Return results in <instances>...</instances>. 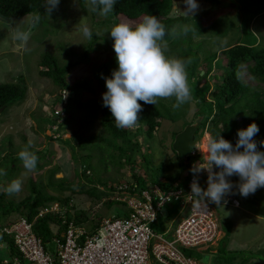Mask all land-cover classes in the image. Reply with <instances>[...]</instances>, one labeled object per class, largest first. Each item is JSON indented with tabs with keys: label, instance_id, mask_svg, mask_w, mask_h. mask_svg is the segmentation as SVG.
<instances>
[{
	"label": "trees",
	"instance_id": "obj_1",
	"mask_svg": "<svg viewBox=\"0 0 264 264\" xmlns=\"http://www.w3.org/2000/svg\"><path fill=\"white\" fill-rule=\"evenodd\" d=\"M239 1L245 2V0ZM259 1L262 2L263 0ZM43 2L44 0H0V17L7 21H20L29 13L44 11L45 9L41 6ZM211 2L218 3L219 0H211ZM78 3L85 17H89L92 21H95L96 16H100L98 13L89 10L88 3L85 0H78ZM259 5V7H257L258 5L254 6L253 11L249 7H244L245 9H249L250 13L242 15L240 22L241 32L238 36L232 37L231 41H228L227 37L229 36V29L233 25L229 23V26L227 25L226 27L227 30H219V26L222 25L223 20L218 19L217 15L220 12L218 9H221V6L218 7L217 5L211 11L200 13L191 18L177 13L173 14V0H116L114 12L106 18L104 23H111L109 20L118 23L120 17L128 22L138 23L144 15H152L156 16L165 25L166 31H170L178 24L192 25L194 30L188 34L190 36L188 39L184 36L173 38L167 35L165 39L169 44L168 55L191 61L187 67L188 82L193 96L191 102L194 103L197 111H202L206 114L205 120L199 130L200 136L197 137L198 131L194 142L204 132H209L213 136L220 134L235 146L238 139V130L245 129L251 123H256L259 127V132L255 135L254 139L257 142V149L260 151V142L264 140V44L259 41L257 42L258 37L254 36L248 28L250 19L253 20L262 12L260 10L262 9L261 3ZM216 8L217 11H214ZM210 12H213L210 15L211 19L208 21L203 20V17L205 16L206 18ZM203 34L217 37L222 42H220L218 51L211 52L204 57L203 67L200 68L197 53L192 51V49H199L200 44L191 47L190 42L191 37L197 38ZM92 39L85 50L81 54H77L78 59L76 61L65 60L63 63H60L57 57L45 52L41 54L36 63V72H38L39 76L50 80L51 84L60 91L59 96L55 100L56 108L53 110L52 119L43 118L40 122L45 123L50 128L55 125L67 127L72 120L73 112L83 108L88 111L89 117L98 120L101 132L88 138L80 137V135L73 132L70 135V139L62 140V137H58L57 139L70 148L72 160L81 168L82 177L77 178V181L69 183L65 178H55L58 172L57 167H55L46 172L45 183L40 181L34 182L31 178L29 179V195L24 197L20 203H15L12 199H5L4 196L8 194L4 189L8 184H0V224L4 222L0 226V243H6L14 254L16 250L14 249L13 241L1 233L3 226L12 221V214L25 218L28 222H32L40 210L50 208L53 203L60 207V211H64L63 218L55 213H46L42 217L37 218L33 223L34 234L41 240L44 249L48 251L47 243L53 242L52 239H54L52 226H56L58 229L56 239L62 241L61 234L65 233L69 222H73L75 219V224L83 226L85 223L86 225L85 219L88 218L87 214L91 213L92 210L83 211V209H78L75 205H70V208L76 211L73 217L67 212V208L63 209L65 206H69L71 200L78 199L76 198L77 196L86 195L88 201L97 200L100 197L102 206L104 204L107 209H110L116 203L121 204L115 201V199L111 200V198H114L113 193L116 191V186H107L106 180L92 177L91 161L94 154L108 152L107 155L110 162L114 161L115 153L118 157H122L126 161V165L132 170V178L140 189L146 188L147 184H158L164 187V189H170L173 184L177 183L167 176L159 175L160 173L158 174L157 172L159 167L156 168L158 170L153 174L151 173L149 168L150 162L145 152L142 151L143 139L151 140L154 137V133L159 129L160 121L163 119L169 120L172 123L181 121L182 128L179 130L181 131L185 125L190 123L185 121V117L191 102L183 105L180 109L174 110L172 108V104L175 102L174 98L160 99L155 106L144 104L140 101L139 103H141L143 111L139 113V126L134 128L116 127L111 112L103 106L102 97L101 101L96 99L84 102L81 100L79 92L81 89H88V85L80 81L73 84L67 81L68 73L75 66L79 63L89 62L88 52L93 50L92 47L96 39L95 33H93ZM66 54V57H68L69 51ZM219 59L221 62L223 60L226 63L225 65L218 63L219 72L211 75L213 62H218ZM117 67L116 56L102 62L100 65L92 66L91 74H93V78L103 93L107 89L105 79L102 77H111L112 71L117 69ZM241 69L243 72L249 74V80L255 83L254 86H250L248 82L243 80V77H237V72ZM201 72H204V74L202 75ZM207 77L214 79L211 90L209 83L204 81ZM207 93H209L208 98L205 97ZM26 94L27 86L23 75L19 76L16 82L1 83V113L3 114L9 107L23 102ZM63 95L66 97L65 101L61 99ZM57 111L58 114L59 112L64 114L61 124H57L60 118L58 114H54ZM0 122H2L1 117ZM60 131L61 129L58 128L55 132ZM179 131L173 132V137ZM139 136L142 137V143L137 140ZM49 139L52 140L51 137ZM6 144L10 148L12 147L13 144L10 137L7 138ZM5 147L0 146V169L6 172L4 176L7 177L8 182H11L13 179H16L14 177L19 170L16 164L21 162L15 151L18 150L20 152L23 149L17 147L14 151L6 152ZM110 149L113 151L112 154L110 153ZM81 152H86V155H80ZM2 153L3 155L1 156ZM35 154L39 159L45 158L41 152H35ZM103 156L99 159V162L105 165V158ZM137 158H140L142 161L140 167L142 173H138L134 168ZM188 159H191V161ZM202 160V155L199 151L194 157H188L182 161L185 164L181 163L180 167L182 172L186 173L187 178L184 183L178 181L181 186L185 187L189 179L196 176L191 163L198 164ZM42 168L43 166L38 163L36 171ZM76 176H79L78 173ZM99 185H102L104 189H98L97 186ZM120 185L123 186V184ZM205 186H207V183ZM49 189H53L55 193H48ZM76 189L78 190L76 191ZM96 191L99 192L98 196L95 193ZM232 191L235 193L234 188ZM177 207L176 203L164 205L162 209L163 213L158 216L155 224L152 225L155 233H164L166 231L168 222L174 213L177 212ZM97 209L98 207L94 210L93 215H90V221L88 219L89 227L87 231L90 234L98 229L102 219L105 218L104 216L98 217L95 215ZM62 221H66V223L62 224ZM185 253L197 259L201 256L193 251L191 254L189 252ZM231 260V263L227 261L223 262V264H236V259Z\"/></svg>",
	"mask_w": 264,
	"mask_h": 264
},
{
	"label": "rangeland",
	"instance_id": "obj_2",
	"mask_svg": "<svg viewBox=\"0 0 264 264\" xmlns=\"http://www.w3.org/2000/svg\"><path fill=\"white\" fill-rule=\"evenodd\" d=\"M85 1L87 3V0ZM196 2L199 5V9L195 15L211 11L215 5L218 7L221 6V9H218L220 12L217 16L218 19L223 20V23L219 26L221 28L219 30H227L226 27L227 25L229 26V23L233 25L229 29L228 41H231L232 37L240 34L242 15H248L250 13L248 11L249 9L253 11L254 6L258 5L257 7H259L261 3V14L257 15L253 20L250 19L248 28L254 36L258 37L257 42L259 41L264 44V0L262 2L259 0H245L244 3L239 0H219L218 3H213L211 0H196ZM175 5L180 12H184L187 7L184 0H173V14L177 13ZM244 7H249V9H245ZM214 11H217V8ZM40 13L44 15L45 10ZM212 13L210 12L206 18L204 16L203 20H210ZM177 14L183 15L182 13ZM189 15L191 16V14ZM22 20L7 21L0 17V84L16 82L19 76L23 75L27 86V94L23 102L7 108L3 114L1 113L2 111L0 112L2 120L0 122V146H6L5 151L10 152L16 150L17 147L24 149L26 144L28 145L29 141H31L32 147L30 150L36 153H43L45 158L38 160V163L43 166L42 169L30 172L26 177H23L22 190L19 193L4 196L5 199H12L15 203H20L24 197L29 195L30 178L34 182L40 181L45 183L46 172L55 167L58 169L55 178H65L67 182L72 183L77 181V178L82 177L81 168L72 160L70 148L61 141H58V137H62V140H67L75 132L80 137L88 138L89 136L98 135L101 132L98 120L89 117L88 111L83 108L73 112L72 120L67 127L55 125L50 128L45 123L40 122L43 118L52 119L53 110L56 108L55 100L60 94V91L51 84L50 80L39 76L38 72H36V63L41 54L48 52L57 57L60 63H63L65 60L76 61L78 59L77 54H81L88 43L93 40L83 37L79 31V25L87 24L91 28L92 33H95L96 39L92 47L93 50L88 52L89 62L79 63L68 73L67 78L70 84L80 81L88 85V89H81L79 92L81 100L84 102L96 99L101 101L103 94V91L93 78V74H91L92 66L100 65L102 62L116 56L112 47L114 41L109 33L111 27L116 23L113 20H109L111 23H104L106 18L98 15L95 21H92L89 17H85L82 10H80L78 0H60L58 7L52 12L50 18L44 15L40 24L31 29L32 35L27 49L20 48L17 42L12 41L10 35L11 27L9 22L15 21L19 23ZM120 22L128 21L120 17L118 23ZM22 26L27 27V22L25 21ZM210 36L209 34H203L197 38L191 37V47L200 44L199 49H192L193 52L197 53L200 68L203 67L204 57L211 52L218 51L220 42H222L217 37ZM184 37L188 39L190 36L187 35ZM67 51H69L68 57H66ZM218 63L225 65L226 62L223 60L221 62L220 59L218 62H213L211 75L219 72L217 67ZM243 73V80L248 82L250 86H254L255 83L249 80V74L247 72ZM204 81L209 83L211 90L214 79L207 77ZM208 94L205 95L206 98L209 97ZM61 99L65 101L66 97L63 95ZM198 112L194 103L191 102L186 112L185 121L191 122ZM54 114H58V111ZM58 115L60 118L57 124H61L64 114L59 112ZM58 128L61 131L56 133L55 131ZM181 128V121L172 123L169 120L163 119L160 121L159 129L154 133V137L151 140L143 139L142 151L145 152L150 162L149 168L152 174L159 167L157 172L161 176H167L176 182H184L186 180V173L184 171L182 172L180 167L185 162L178 160L171 150L173 132L179 131ZM205 133L194 142L196 146L194 148L195 153L200 151L202 159L204 156L206 157ZM198 136H200V131ZM9 137L13 144L11 148L6 144L7 138ZM50 137L52 140L49 139ZM137 140L142 143L141 136ZM260 147V151L264 152V145L260 143ZM15 153L18 154V150ZM110 153H113L112 149H110ZM107 154L108 152L94 154L91 161L92 177L106 180L107 186L114 185L119 187L121 186L120 184L127 185L134 183L135 180L132 178V170L126 165V161L122 157H118L115 153L114 161L110 162ZM80 155H86V152H81ZM102 156L105 158V165L99 162ZM141 164V159L137 158L134 168L138 173H142L140 170ZM16 167L19 170L14 178H20L25 172V169L21 162L17 163ZM214 170L218 171V169ZM77 173L79 176H76ZM229 179L234 185L239 183L237 176L230 177ZM0 184L6 185L10 184V182L3 175L2 177L0 176ZM55 187L57 188V186ZM97 188L104 189L102 185L97 186ZM234 190L235 194L226 196L221 202L222 206L218 207L216 205L214 207L217 222L221 225L223 232L216 245L208 246L206 250L204 249L205 247H202L203 250L200 251L193 250V252L197 251L196 254L201 255L198 259L194 258L203 264H223V262L225 263L227 261L231 263V259H236V264H264V187L259 188L254 194H250L246 198L239 195L237 188L234 187ZM47 192L51 194L55 193L53 189H49ZM95 193L98 196L99 192L96 191ZM229 197L231 199H228ZM76 198L78 199L71 200L69 206H65L63 209L67 208V212L73 217L76 211L71 209L70 205H75L78 209H83V211L92 210L91 213L87 214L88 218L85 219L86 225L84 223L83 226H79L75 224V219L73 220L75 226L82 227L85 230L89 227L88 219L90 221V215H93L96 207L98 209L95 215L98 217L104 216L105 219L116 215V213L119 215L121 212L120 209H124L123 205L117 203L110 209H107L104 204L102 206L100 197L93 201H88L86 195H79ZM232 199L236 200L239 205H233ZM54 207L56 208L53 203L48 208L49 211L54 213ZM63 214L64 211L62 210L59 216L63 217ZM15 216L16 214H12L11 218ZM51 229L52 235L57 236V227L52 226ZM2 244L6 246V244ZM47 248L50 253H55L56 245L54 241L47 243ZM211 249L216 251L210 253L209 250ZM6 256H8V251L6 247H3L0 249V259ZM205 257H210V262L205 261Z\"/></svg>",
	"mask_w": 264,
	"mask_h": 264
},
{
	"label": "clouds",
	"instance_id": "obj_3",
	"mask_svg": "<svg viewBox=\"0 0 264 264\" xmlns=\"http://www.w3.org/2000/svg\"><path fill=\"white\" fill-rule=\"evenodd\" d=\"M59 2L60 0H44L41 5L45 9L44 15L50 18ZM184 2L187 6L186 10L180 12L175 5L176 12L194 17L199 9L198 3L196 0H184ZM87 3L90 11L107 18L114 12L116 0H87ZM44 15L37 11L29 13L19 23L10 21L12 41L17 42L20 48L27 49L32 35L31 29L40 24ZM25 21L27 27L22 26ZM193 30L192 25L182 24L166 31L165 25L152 15H144L138 23L120 22L111 27L109 33L114 41L112 47L118 67L112 71L111 77H102L105 79L107 89L102 94V100L103 106L108 108L114 117L116 127L139 126V113L143 111L140 101L155 106L160 99L174 98L175 102L172 104L174 110L192 101L187 72L191 61L168 55L169 44L165 37L166 35L173 38L187 36ZM79 31L84 38L92 39L93 33L87 24L79 25ZM243 74L241 69L237 72V77L242 78ZM258 132L259 127L256 123L238 130L235 146L220 134L213 136L204 132L208 167L202 169L208 172L207 189H202L194 177L190 185L189 197L204 202L208 200L220 207L226 196L235 194L232 191L234 187L238 189L239 195L245 198L264 187V152L257 149V142L254 139ZM260 143L264 145V141ZM194 146L193 142L192 149ZM31 147L32 142L29 141L28 145L18 153L25 172L22 177L13 179L4 189L8 195L19 193L22 190L23 177L37 168L39 158L30 150ZM199 169L201 168H197L194 172ZM3 175H6V172L0 169V176ZM233 176L239 178L238 184L234 185L230 181L229 178ZM17 218L19 217L15 216L11 219ZM34 222L33 220L29 223ZM204 260L210 262L211 258L205 257Z\"/></svg>",
	"mask_w": 264,
	"mask_h": 264
},
{
	"label": "built area",
	"instance_id": "obj_4",
	"mask_svg": "<svg viewBox=\"0 0 264 264\" xmlns=\"http://www.w3.org/2000/svg\"><path fill=\"white\" fill-rule=\"evenodd\" d=\"M194 148L190 157L198 153ZM191 167L201 169L185 187L178 182L170 189L158 184H147L146 188L140 189L135 182L116 186L111 200L115 199L124 206V215L103 218L92 234L69 222L67 230L61 234L62 241L53 239L55 253L44 249L33 232V223L21 217L6 223L1 233L13 241L16 253L6 243V246L0 245V249L6 247L8 251V256L1 258L0 264H203L185 252L191 254L194 249L200 251L202 247L206 250V247L214 246L222 236V228L215 216V203L189 197L194 177L202 189H207L208 172L202 169L208 167L206 157L198 164L192 163ZM232 202L239 205L234 199ZM171 203L177 204V212L164 233H155L152 225L164 205ZM55 206L54 213L60 215L58 205ZM46 213L53 212L42 209L34 221Z\"/></svg>",
	"mask_w": 264,
	"mask_h": 264
},
{
	"label": "water",
	"instance_id": "obj_5",
	"mask_svg": "<svg viewBox=\"0 0 264 264\" xmlns=\"http://www.w3.org/2000/svg\"><path fill=\"white\" fill-rule=\"evenodd\" d=\"M202 75L204 72L201 73ZM2 108L0 109V112ZM205 112L199 111L193 117L192 121L185 125L184 128L174 135L171 142V150L176 155L178 160H185L190 156V152L195 140V135L200 130L204 120Z\"/></svg>",
	"mask_w": 264,
	"mask_h": 264
},
{
	"label": "crops",
	"instance_id": "obj_6",
	"mask_svg": "<svg viewBox=\"0 0 264 264\" xmlns=\"http://www.w3.org/2000/svg\"><path fill=\"white\" fill-rule=\"evenodd\" d=\"M178 183H179V182H178ZM181 183H182V182H181ZM120 211H121V212H120V214H119V217H121V216L124 215V209H120ZM117 216H118V215H117ZM215 245H216V244H215ZM215 245H214V246H215ZM215 251H216V250H214V249L209 250L210 253H214Z\"/></svg>",
	"mask_w": 264,
	"mask_h": 264
},
{
	"label": "bare ground",
	"instance_id": "obj_7",
	"mask_svg": "<svg viewBox=\"0 0 264 264\" xmlns=\"http://www.w3.org/2000/svg\"><path fill=\"white\" fill-rule=\"evenodd\" d=\"M205 180V179H204Z\"/></svg>",
	"mask_w": 264,
	"mask_h": 264
}]
</instances>
